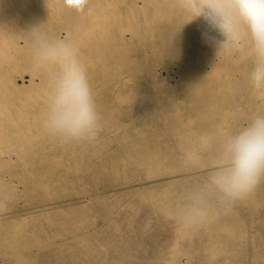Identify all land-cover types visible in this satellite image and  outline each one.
Wrapping results in <instances>:
<instances>
[{
	"label": "bare ground",
	"instance_id": "6f19581e",
	"mask_svg": "<svg viewBox=\"0 0 264 264\" xmlns=\"http://www.w3.org/2000/svg\"><path fill=\"white\" fill-rule=\"evenodd\" d=\"M89 6L0 0V264H264V182L196 232L174 219L207 185L217 137L264 111L251 60L218 53L177 0ZM37 23L80 45L104 115L95 145L41 132L48 74L25 37Z\"/></svg>",
	"mask_w": 264,
	"mask_h": 264
},
{
	"label": "clouds",
	"instance_id": "9594fccd",
	"mask_svg": "<svg viewBox=\"0 0 264 264\" xmlns=\"http://www.w3.org/2000/svg\"><path fill=\"white\" fill-rule=\"evenodd\" d=\"M64 3L83 16L94 13L89 0ZM177 7L186 17L185 23H205V38L218 53L245 52L244 58L251 60L249 83L255 91H264V0H177ZM25 37L33 70H47L48 74L39 117L42 134L64 145L97 144L104 115L79 43L55 36L46 23L32 25ZM213 160L207 185L189 192L174 215L182 232L198 231L211 215L231 210L264 182V111L255 112L240 127L219 135ZM209 188L214 204L206 196Z\"/></svg>",
	"mask_w": 264,
	"mask_h": 264
}]
</instances>
